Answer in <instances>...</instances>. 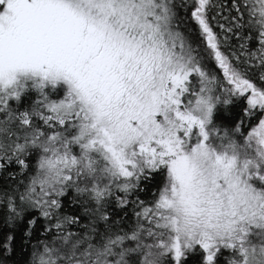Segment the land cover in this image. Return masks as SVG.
<instances>
[{
	"label": "snow or ice",
	"instance_id": "6c2138e0",
	"mask_svg": "<svg viewBox=\"0 0 264 264\" xmlns=\"http://www.w3.org/2000/svg\"><path fill=\"white\" fill-rule=\"evenodd\" d=\"M0 264H264V0H0Z\"/></svg>",
	"mask_w": 264,
	"mask_h": 264
}]
</instances>
